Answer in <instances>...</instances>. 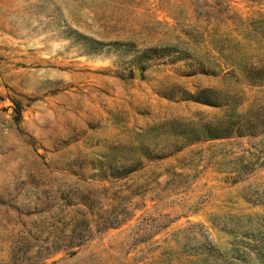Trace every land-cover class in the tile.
<instances>
[{
	"label": "rangeland",
	"instance_id": "374dc122",
	"mask_svg": "<svg viewBox=\"0 0 264 264\" xmlns=\"http://www.w3.org/2000/svg\"><path fill=\"white\" fill-rule=\"evenodd\" d=\"M0 264H264V0H0Z\"/></svg>",
	"mask_w": 264,
	"mask_h": 264
},
{
	"label": "water",
	"instance_id": "95a60500",
	"mask_svg": "<svg viewBox=\"0 0 264 264\" xmlns=\"http://www.w3.org/2000/svg\"><path fill=\"white\" fill-rule=\"evenodd\" d=\"M135 76H138V70H136Z\"/></svg>",
	"mask_w": 264,
	"mask_h": 264
}]
</instances>
